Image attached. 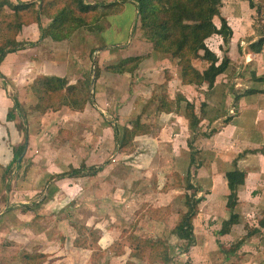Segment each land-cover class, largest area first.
<instances>
[{"label": "rangeland", "instance_id": "obj_1", "mask_svg": "<svg viewBox=\"0 0 264 264\" xmlns=\"http://www.w3.org/2000/svg\"><path fill=\"white\" fill-rule=\"evenodd\" d=\"M248 3L249 0H225L220 15L214 17L215 24L221 26V17H224L233 32L235 29L236 38L233 34L230 44H224L220 34H213L206 40L210 49L216 51L218 63L226 56L230 59L223 72L227 77L222 81L233 86V90L227 86L223 88L220 99L206 92L207 82L199 88L183 81L181 66L174 62L170 53L156 51L130 3L116 14L104 15L93 25L94 30L89 31L97 37H91L93 42L85 44L79 39L81 46L64 49V60L74 63L67 76L49 75L77 85L83 99L80 101V105H84L82 109L74 111L63 105L59 110L62 100L59 97L40 100L32 90L34 82L30 81L33 96L31 92L29 95L33 99L27 94L17 96L26 121L15 107V113L12 112L15 119L6 120L17 121L22 143H27L19 166L16 160L8 162L9 153L4 154L7 162L0 164V264L263 263L264 231L246 236L248 226H258L264 217L263 113L255 114V131H263V139L257 147L246 144L244 139L233 141L234 145L240 144L237 150L246 158L243 163L248 165L241 169L247 173L249 186L235 208L240 222L226 235L220 233L223 221L231 212L226 205L228 189L224 174L232 168L239 153L228 147L230 142L222 132L218 136L226 146L220 140L216 146L218 139H211L208 149L194 156L196 168L190 173L182 170V166L176 169L178 159L173 154L185 155L184 159L192 163L191 150L188 145L183 148L186 143L182 145L180 139H169L176 137L177 125L173 122L176 115L169 123L164 119L166 114H162L170 108L178 111L177 104L183 101L186 103L181 105L186 108L191 103L201 109L202 102L207 101L217 106L225 105L228 96L231 102L235 94L237 98L238 93L246 91L244 84L247 82H260L255 89H264V81L260 80L264 78V54L257 62L255 53L259 52L252 48V43L264 37V0H255L253 7ZM11 13L9 8L0 12V19L4 20L0 43L5 39V23L10 21L7 15ZM47 18L52 21L42 16V19ZM245 26L246 32L239 37ZM129 57L142 58L136 76L107 73L111 72V66ZM246 57L250 62H246ZM202 60H193L199 72L208 66ZM96 67L99 73L92 83ZM178 75L188 86L167 88L168 78ZM6 79L0 77L1 84L5 81L2 88L11 97L19 95L17 82ZM92 97L94 105L90 103ZM263 97L255 96L247 103V110L257 107L264 110ZM190 99L193 101L189 102ZM235 102L230 104L234 107L232 110L229 108L216 117L220 118L217 121L212 122L214 116L206 113L204 126L193 130L192 137L215 134L212 127L217 129L226 117L240 112ZM186 114L188 117V110ZM184 115L181 114V121ZM6 121L0 115V160L6 147L13 149L5 131ZM137 122L139 126L132 129ZM113 126L119 127L118 141ZM205 126L207 130H199ZM126 127L130 132L124 135ZM152 135L156 138L160 135V140L152 139ZM198 162L202 167L197 166ZM100 165L106 168L104 172L85 175L91 177L84 179L63 174L77 167L90 169ZM7 167L13 170L5 173ZM193 197L202 200L197 202L198 214L193 221L196 242L189 247L188 239L176 227L183 214L189 211L188 199ZM241 239L244 241L237 245Z\"/></svg>", "mask_w": 264, "mask_h": 264}, {"label": "trees", "instance_id": "obj_2", "mask_svg": "<svg viewBox=\"0 0 264 264\" xmlns=\"http://www.w3.org/2000/svg\"><path fill=\"white\" fill-rule=\"evenodd\" d=\"M250 6H254V0H249ZM0 0V12L4 8H9L11 14L7 15L10 21H6L5 25V39L0 43V64L7 54L18 50L25 49L29 46H36L37 42L18 41L17 34L21 31L25 24L36 22L40 28V39L51 37L55 41H63L78 29L85 28L88 31H93L97 21L104 15L116 14L125 8V4H132L137 12L141 22L142 29L146 32V37L154 43L155 49L158 52H167L171 54L173 60L177 62L182 68V78L184 82L193 83L196 87H201L204 82L208 84V91L210 92L215 86L216 80L229 65L228 56L224 57L220 63L216 56V51L210 49L206 44V40L213 34H220L224 39V44H230L233 31L228 25L227 20L221 17V26L214 23V17L220 15V7L223 0H116L114 2H91L88 0ZM121 3V4H120ZM51 7V9H50ZM52 7L54 9L52 10ZM99 8L103 11L100 12ZM51 10V12H50ZM46 15L52 19L49 25L44 26L42 16ZM92 17V18H91ZM4 20L0 19V31L3 29ZM264 46V37L252 43V48L256 52H261ZM96 50L93 51V54ZM94 57V56H93ZM196 58L203 59L208 63L204 71L199 72L193 65V60ZM95 64L97 59L94 57ZM93 60V61H94ZM142 61L140 57H129L123 59L117 65L110 67L113 72L123 73L130 72L132 75L139 68V63ZM95 75L92 78V83H95L99 71L94 68ZM0 77H6L0 71ZM264 81V78H260ZM67 79L53 76L38 77L33 85L34 93L43 100L45 98H60L61 109L63 105H68L72 109L80 110L84 105H80L81 93H78L77 85H69ZM66 88V89H65ZM252 94L257 92L264 93V89L246 90L244 93ZM48 96V97H47ZM93 96V95H92ZM14 101V107L19 112L21 118L26 121V114L23 112V107L17 95L11 97ZM91 104H95L93 97L90 100ZM190 104V105H189ZM188 119L190 120L191 130L197 128L200 118L196 113L195 105L189 103ZM205 104V103H203ZM56 105V104H54ZM161 105L163 103L161 101ZM57 106V105H56ZM169 110V109H166ZM9 118L15 117L10 113ZM229 118L226 119L229 120ZM140 122L133 124L134 130L139 126ZM114 127L115 139L119 140V127ZM26 139H29L27 129H24ZM130 132L129 127L124 130V135ZM26 142L20 144L14 149L16 165H20V157L26 147ZM191 149V162L188 172L190 173L195 167V157L200 151L195 144L193 138L188 142ZM243 155L239 154L238 158ZM234 161L235 167L232 170L226 171L224 180L226 187L228 185L229 194L227 195V208L231 210L228 219H225L222 224L220 233L222 235L229 234L232 227L240 222V215L235 211L239 202V187L246 182L247 173L240 169L237 165V160ZM194 161V162H193ZM197 166H201L197 163ZM103 165L92 166L88 169L86 166L80 169H72L69 173H63L64 176H84L95 175L103 169ZM13 170V167H8L5 173ZM85 172V173H83ZM63 176V175H61ZM10 183H7L9 186ZM227 188V189H228ZM197 195V194H196ZM199 199L189 198V211L181 217L177 230L189 241V247L196 242L194 234V218L198 214L197 202ZM264 231V217L260 219L259 225L247 229V237ZM244 239H241L237 245H241ZM264 264V260L263 263Z\"/></svg>", "mask_w": 264, "mask_h": 264}, {"label": "crops", "instance_id": "obj_3", "mask_svg": "<svg viewBox=\"0 0 264 264\" xmlns=\"http://www.w3.org/2000/svg\"><path fill=\"white\" fill-rule=\"evenodd\" d=\"M254 2H255V0H254ZM224 3H225V0H223V4ZM248 4H250V1ZM249 7H250V5H249ZM43 20H45L46 22H44ZM42 21H43L44 26H47L50 23V19H48V18L42 19ZM246 28H247V26L242 27L241 28L242 30L240 29L242 31V33L239 34V37L242 36L244 34V32H246V30H245ZM87 31L80 29L70 39L63 40V41H55L52 38H48V37L40 40L39 24L36 22H32L30 24H25L23 26V28L21 29V31L17 34V40L18 41H25V42H37L38 44L36 46H29L25 49L18 50V51L11 52V53L7 54V56L3 59V61L0 64V71L6 78L9 79V81L17 82L16 85L18 87V91H16V92H19V95L17 93H16V95L18 97L21 96L20 95V93H21L23 95L27 94L30 98L33 99V97H31L29 95V93L31 92V94L33 96L30 81L34 82V80L36 78L43 76V75H47V76L59 75V76H61L60 74H63L62 76H64V75L67 76L68 72H70V70H72V67H74L73 66L74 63H70V61H68V59L64 60L63 51L65 48L74 49V45H80L81 46V44H79L80 43L79 39H81V41L85 44H87L90 41L93 42L91 37L93 38V36H94V38H97L96 35L93 33H90L89 31L87 32ZM233 34H235L233 36V38H234L236 36L235 29H234ZM75 36H77V38H76L77 41L74 40ZM239 37H238V39L240 40ZM90 44H92V43H90ZM263 50H264V48H263ZM255 54L257 56V62H258V59L263 57L264 52L255 53ZM248 60H250V59L247 58L246 62H250ZM174 62H176V61L174 60ZM263 63H264V58H263ZM176 72H178V71H176ZM107 73L119 74V76H122V75H128V73H130V72L118 73V72H113V71H111V72L107 71ZM134 76H136V72L134 73ZM224 76L227 77V74L222 73L220 76H218L216 83H215V86L210 91L212 94L210 92L206 91L207 93L211 94L210 97H212L215 94L214 96H217L220 99V94H221L223 88H225L226 86L229 87L230 90H233V86H231L229 83L223 84L222 78ZM91 77H93V76L91 75ZM98 79H97V81H98ZM123 79H125V78H123ZM5 81L7 82L8 80L6 79ZM5 81H4V83H5ZM225 81H227V80L225 79ZM76 82H78V80ZM1 83H2V81L0 82V115L4 116V119L6 121L7 118L9 119L8 116L10 113H12V112L15 113L14 101L11 98V96L7 94L5 89L2 88L4 83L3 84H1ZM69 83L70 82H68V84ZM219 83H221V86L219 85ZM96 84H97V82H96ZM248 84H251V85L249 86ZM260 84H261L260 82H254V83L247 82V85L244 84L245 90H247L246 88H250L248 90H251V89L253 90L255 88H258ZM166 86H167V88H178V87L184 88L188 85L185 86L181 77L178 75L175 77L171 76L170 78H168ZM201 87L203 88V86H201ZM235 91H237V87L234 89V92ZM238 94L239 95L237 98H236V94H235V98L232 101L236 100L235 105L237 104L239 106L240 112L236 115H232L230 117V119L227 121H226V119L229 117H226L223 120L224 124L219 126L217 129H214V127H212L211 131L215 132V134H209L207 136H199L198 138H196L195 144L198 146V148L200 150L197 153V155L200 154L203 150L208 149V146L210 144H212L211 139H218V140H215L216 146H219V140L221 141L222 145L226 146L225 144L222 143L223 139L218 136V134H220L222 132H224V134H225L226 141L230 142L228 144V147H231L232 151H235V153L237 152L239 154H240V152H239V150H237V148H240L239 147L240 144H238L239 146H237L236 144L234 145L233 144L234 139H237V140L244 139L246 144L250 143L254 147L256 146L257 143H260V141L263 139L264 134H263V136L261 135V133L263 131L260 130L261 133L258 131H255V128L257 127V123H255V114H257L259 112L263 113L262 114V117H263L262 122L264 123V110H261V108H259V107L254 108L252 110H247L246 106H247V103H250L251 101L254 100L255 96H257V95L264 96V93L248 94L247 92L246 93L242 92V93H238ZM209 98H208V100H209ZM229 100H230V97L228 96L225 105L219 104L217 106V105H214L212 102L207 101V103H205L204 105L202 102L203 107H201V109L199 108V106H195L196 113L198 114V116L200 118V121H199V124L197 127L201 128L204 126L203 122L206 119V113L210 114L209 117L213 118V116H214L212 122L219 120L220 118L217 119L216 117H218L224 111H226V110L228 111V109L232 107V106H230L232 101L230 102ZM191 101H193V100L190 99L189 102H191ZM183 102L186 103V101H183ZM183 102H181V104ZM181 104H177V107H179L178 111L173 110V108H170L168 111L163 112L162 114H164V113L166 114L164 119L165 120L168 119L169 123H170L171 119H173L172 116L174 114L176 115L177 119L175 118V120H173L174 124L177 125V128L175 129L177 131L176 137L174 138L173 136H170L169 139H180V143H182V145L186 143L183 146V148H184L188 145V142L193 139L192 136L194 133H192V130L190 128V126H191L190 120L188 119L187 114H186V112H187L186 105H181ZM183 106H185V109L183 108ZM63 107H67V105H65ZM232 108H234V107H232ZM232 108H231V110H232ZM13 109H14V111H13ZM73 110L77 111L75 109H73ZM78 112H80V111H78ZM183 113L185 115L183 117V121H181L180 118H181V114H183ZM14 116L16 117V115H14ZM13 119H15V118H13ZM250 120H251V122H249ZM6 122L8 124V127L6 128L5 131H6L7 136L9 137L12 145H13V149L9 148V146L6 147L5 152L1 153L2 159L0 160L1 161L0 164H5L7 162V161H5L7 157L4 155L6 153L7 154L9 153V155H10V159L8 162H10L11 160L14 161V159H15L14 149L16 147H18L20 145V143L23 142L21 139L23 136H22V133H20L19 128L17 126V121L10 119L9 121H6ZM169 123H167V124L169 125ZM164 125H165V123L163 124V126ZM249 125H251V127ZM195 129L198 130V128H195ZM113 130H114V127H113ZM199 130L205 131V130H207V128L205 126L204 129H199ZM144 134H147V133H144ZM255 134L258 135V139H256ZM154 135H152V137H151L152 139L154 138V139L160 140L159 139L160 135L157 138L154 137ZM183 142H185V143H183ZM260 146H262V145H260ZM218 148L219 147H217V149ZM239 154H238L237 158L239 157ZM173 156L176 159H178V161L176 162L175 168L177 169V168L182 166V168H183V169L181 168L182 170L188 171L190 163L187 162L188 161L187 159H184L185 155L178 154L176 156V152H175L173 154ZM245 160H246V158H244V155L241 158H238L237 165L240 169H241V166L248 165L247 163H245V164L243 163ZM1 167H3V166H1ZM200 167H202V166H200ZM234 167H235V163L233 162L232 168H229L228 170H232ZM3 169H5V168H3ZM76 169H78V167ZM105 169L106 168L99 171L98 173L104 172ZM249 169H250V167H249ZM88 177H91V176H85V175L84 176H75V178H80V179H84V178H88ZM247 186H249V185H247V178H246L245 184H243L239 187V191H238L239 200L242 196L245 197V193H246L247 188H248ZM227 188H228V185H227ZM229 192L230 191L228 188L227 194H229ZM154 220H156V219H154ZM151 263L154 264V262H151Z\"/></svg>", "mask_w": 264, "mask_h": 264}]
</instances>
